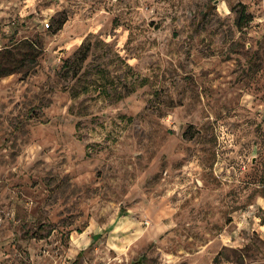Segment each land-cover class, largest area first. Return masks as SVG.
<instances>
[{"label":"rangeland","instance_id":"374dc122","mask_svg":"<svg viewBox=\"0 0 264 264\" xmlns=\"http://www.w3.org/2000/svg\"><path fill=\"white\" fill-rule=\"evenodd\" d=\"M262 201L264 0H0V264H264Z\"/></svg>","mask_w":264,"mask_h":264},{"label":"built area","instance_id":"2783aa9c","mask_svg":"<svg viewBox=\"0 0 264 264\" xmlns=\"http://www.w3.org/2000/svg\"><path fill=\"white\" fill-rule=\"evenodd\" d=\"M46 26H48V24L46 23ZM5 211L2 209L1 205H0V229L2 227L3 221H4V215H5ZM0 248H1V244H0Z\"/></svg>","mask_w":264,"mask_h":264},{"label":"crops","instance_id":"0c3cea01","mask_svg":"<svg viewBox=\"0 0 264 264\" xmlns=\"http://www.w3.org/2000/svg\"><path fill=\"white\" fill-rule=\"evenodd\" d=\"M262 208H264V201H262ZM257 230L264 232V222L257 223Z\"/></svg>","mask_w":264,"mask_h":264},{"label":"water","instance_id":"95a60500","mask_svg":"<svg viewBox=\"0 0 264 264\" xmlns=\"http://www.w3.org/2000/svg\"><path fill=\"white\" fill-rule=\"evenodd\" d=\"M130 264H138V261H133Z\"/></svg>","mask_w":264,"mask_h":264}]
</instances>
